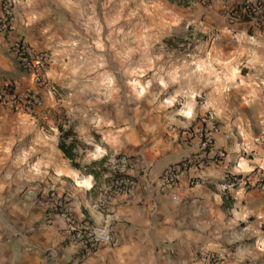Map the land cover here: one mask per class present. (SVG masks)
<instances>
[{"label": "clouds", "instance_id": "9594fccd", "mask_svg": "<svg viewBox=\"0 0 264 264\" xmlns=\"http://www.w3.org/2000/svg\"><path fill=\"white\" fill-rule=\"evenodd\" d=\"M237 2L0 0L41 97L0 115V264H264V0Z\"/></svg>", "mask_w": 264, "mask_h": 264}, {"label": "built area", "instance_id": "2783aa9c", "mask_svg": "<svg viewBox=\"0 0 264 264\" xmlns=\"http://www.w3.org/2000/svg\"><path fill=\"white\" fill-rule=\"evenodd\" d=\"M196 1L199 4L208 8L212 0H196ZM244 7L245 4L239 3L238 5L234 6V13L243 12ZM0 27H3V25H0ZM10 30H11V23L9 21L6 32H9ZM26 47L28 49H31L29 45L26 46L24 44H21L19 53L16 56H14L20 69H22L25 72L29 70H35L34 64L32 65L31 69H29L25 65L26 61L29 63H31L32 61V57L30 56L29 51L26 50ZM45 66L47 67V65ZM7 85L8 84L0 83V105L15 110H20L21 108L30 109L32 110L33 113H35L37 110L41 108V103L38 102L41 100V98L38 96V94L31 91L25 93H18L15 90L10 91ZM5 87L8 89H6Z\"/></svg>", "mask_w": 264, "mask_h": 264}, {"label": "crops", "instance_id": "0c3cea01", "mask_svg": "<svg viewBox=\"0 0 264 264\" xmlns=\"http://www.w3.org/2000/svg\"><path fill=\"white\" fill-rule=\"evenodd\" d=\"M224 2H227V0H224ZM120 3H121V0H113V4L111 5L113 11L119 9ZM195 3L199 4L196 0H195ZM211 3H212V1H211ZM239 3L240 2L238 0V2L235 4V6L238 5ZM169 4L174 6L177 10H182V11H185V12L190 11L192 13L200 12L201 9H207V7H205V6L201 5V4H199L200 8L193 7V0H169ZM128 7L129 8H133L134 4H129ZM216 9L217 10L220 9V5L219 4L216 5ZM208 15H211V13L203 12L201 18L203 19L205 16H208ZM11 31H12V29L9 32H11ZM29 46L31 47V45H29ZM13 59L16 62L15 57H13ZM18 67H19V65H18ZM19 70L21 72H25V71L21 70L20 67H19ZM0 83L1 84H12L14 86V90L16 92H18V93H24V92H27V91H31V92H34V93L38 94L32 88L31 85L26 84L24 81L20 80L19 77L11 76L9 74V72H8L7 67L5 66V61L2 58H0ZM39 97H40V95H39ZM40 110H41V108L39 110H37L36 112H38ZM17 113L18 112L12 111V110H10L9 108H7V107H5L3 105H0V115L7 114V116L9 117V121H8V127L9 128L15 123V119H16ZM0 123H3V122L0 121ZM185 194H187L186 191H185Z\"/></svg>", "mask_w": 264, "mask_h": 264}, {"label": "rangeland", "instance_id": "374dc122", "mask_svg": "<svg viewBox=\"0 0 264 264\" xmlns=\"http://www.w3.org/2000/svg\"><path fill=\"white\" fill-rule=\"evenodd\" d=\"M134 7H135V4H134ZM177 39H182V37H177ZM189 39H191V37H189ZM28 92V91H27ZM25 93V92H24ZM39 96V95H38ZM7 108H9V107H7ZM10 110H12V111H16V112H19V110H15V109H11V108H9ZM35 114V113H34Z\"/></svg>", "mask_w": 264, "mask_h": 264}, {"label": "trees", "instance_id": "16d2710c", "mask_svg": "<svg viewBox=\"0 0 264 264\" xmlns=\"http://www.w3.org/2000/svg\"><path fill=\"white\" fill-rule=\"evenodd\" d=\"M22 70V69H21ZM7 87H9L10 91H14V86L12 84H8ZM6 88V87H5ZM8 89V88H6Z\"/></svg>", "mask_w": 264, "mask_h": 264}]
</instances>
